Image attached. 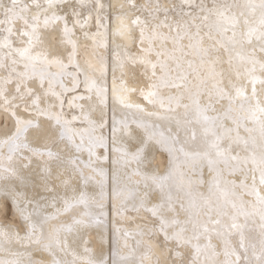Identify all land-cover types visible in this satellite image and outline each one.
I'll use <instances>...</instances> for the list:
<instances>
[{"label": "snow or ice", "instance_id": "1", "mask_svg": "<svg viewBox=\"0 0 264 264\" xmlns=\"http://www.w3.org/2000/svg\"><path fill=\"white\" fill-rule=\"evenodd\" d=\"M186 2L190 3L191 0ZM36 6L40 7L39 4ZM17 7V0H11V8L6 11L13 12ZM199 7V16H193L191 21L177 22L176 35L170 41L171 48L167 46L169 37L156 29H150L148 22H144L140 37L141 43L147 41L148 46L141 48L144 55L139 63L144 66L142 76L145 80L133 76L134 85L124 90L133 93L139 90L144 99L155 103L160 89H174L176 94L169 95V103L175 101L179 107L185 97L191 101V104H184L183 107L194 110L196 122L203 130L204 142L195 152L180 151L186 157L198 161L201 167L206 164L212 179L194 182L184 172L172 168L171 160L167 163L158 162L155 156L149 160L147 149L154 137H144L125 125L123 130L130 144L129 150L120 159L125 165L135 162L138 169L142 164L146 170L155 169L150 175H143L145 191L140 197L139 206L133 207L137 212H150L155 219L151 230L140 233L148 237L146 252L139 259H113L112 264H219L213 258L216 255L212 245L213 234L222 236V229L229 232L235 230L241 235L243 247V229L250 219L255 220L257 216L261 239L256 264H264V0H213L210 6L202 4ZM27 8L25 4L20 13H15V18L24 23L25 27L19 31V35L26 38L21 40L26 46L12 49L8 37L0 42V47L11 49L6 56L12 64L23 67L20 71L0 60V69L8 71L0 83V98L4 100V105L0 107L3 113H8V86L16 80L15 92L24 102L25 111H28L25 97L32 99L37 120L34 124L33 118H22L16 110L11 113L10 119L14 121L11 126L9 117L0 119V146L7 147L9 152L6 157L8 163H0V247L15 243L24 249L13 253L17 259L0 261V264H109L103 248L99 254L80 257L77 251L83 239L80 229L87 227L83 218L73 217L71 223L55 222L56 217L33 219L32 216L24 215L25 209L19 204L18 189L27 180L25 170L32 169L34 164L42 173L45 189L49 185L55 188L57 184L66 190L72 189L73 196L64 200L65 212H70L76 204L86 203L83 192L79 198L75 196L77 188L73 186L72 180L79 176L87 183L90 178L79 167L83 161L78 153L85 149L83 137L76 143L73 137L67 136L66 122L61 123L57 116L55 124H52V117L38 104L41 101L38 93L44 88L48 68L53 65L65 67L62 58L66 49L62 46L68 29H64L63 35L55 27L49 30L50 21L47 18L41 29L39 14L33 16L31 22L23 15ZM132 23H140L139 18ZM167 27L171 32L172 26ZM12 31L8 29L9 34ZM157 41L161 42L159 48L156 47ZM13 53L18 54L19 60L13 58ZM153 53L155 59L152 58ZM74 55L69 54L70 60ZM36 61L45 66L39 72L36 71ZM133 63H137L135 58ZM22 88L26 91H22ZM47 94L44 92L45 96ZM120 102L124 103V99L120 98ZM209 111L216 115L209 116ZM234 112L237 115H233ZM45 115H48V121L38 119ZM229 120L235 128L221 123L224 133H218L217 122ZM116 131L114 126L113 143ZM224 141H227V147ZM96 143L90 138L87 148L89 161L85 167H92ZM99 143L102 144L103 140ZM21 149H27L31 155H19L17 164L13 165L12 161ZM173 151L169 149L170 157ZM249 164L252 165L249 169L253 173L252 185L249 188L242 182L241 186L246 189L244 194L255 196V201H245L244 194L237 192L240 186L235 181L223 180L220 167L224 165L234 173L247 169ZM161 168L166 175H160ZM92 170L97 171L95 168ZM256 172H259V185L256 184ZM135 174L140 173L137 170ZM204 185H207L206 191L201 190ZM122 195V191L116 192L114 189V196ZM9 202L14 210L11 217L8 214ZM229 206L236 210L235 214L229 215L225 211ZM17 216L21 219L17 220ZM240 216L244 217V224L239 223ZM157 221L158 230L155 227ZM157 231L163 234V243L156 244L159 254L152 247L153 236ZM142 243L141 240L137 241L138 246ZM84 252L90 253V249L85 247Z\"/></svg>", "mask_w": 264, "mask_h": 264}, {"label": "bare ground", "instance_id": "2", "mask_svg": "<svg viewBox=\"0 0 264 264\" xmlns=\"http://www.w3.org/2000/svg\"><path fill=\"white\" fill-rule=\"evenodd\" d=\"M17 2L18 7L13 12H7L6 10L11 8V0H0V42L8 37L12 49L26 46L21 43V40L26 38L19 35V31L25 27L23 20L15 18V13H20L25 4L28 8L23 15L31 22L32 17L39 14L41 29L45 18L50 21L49 30L55 27L63 35L64 29H68L62 46L66 49L62 58L65 67L53 65L48 68L44 88L38 93L41 96L38 104L40 109H44L52 117V124H55L57 116L60 117L61 123L66 122L67 136L73 137L76 143H79L83 137L85 149L82 153H78L83 161L79 167L83 168L85 176L90 177L87 183L79 176L72 180L73 186L77 188L75 196L79 198L80 193L83 192L86 203L76 204L70 212H65L64 200L73 196L72 189L66 190L59 184L55 188L49 185L48 189H45L41 180L42 173L34 164L32 169L25 170L27 180L18 189L19 204L25 209L24 215L32 216L33 219L56 217L55 222L67 223H71L73 217L83 218L87 227L80 229L83 239L77 251L81 258L99 254L100 249L103 248L104 257L108 259L109 264H112L113 259L120 261L121 257L139 259L146 252L148 242L147 235L142 236L140 233L151 230L155 218L150 212L135 211L133 206H139L140 197L145 191L143 175H150L155 169L146 170L144 164L138 169L135 162L125 165L120 159L124 152L129 150L130 144L123 130L124 126L127 125L129 129L144 137H154L147 149L149 160L153 156L158 162L167 163L171 160L172 168L184 172L194 182L212 179L206 164L201 167L198 161L186 157L184 152L180 151L184 149L185 152H195L204 142L203 130L196 122L194 110H186L183 107L184 104H191V101L185 97L179 107L175 101L169 103V95L176 94L174 89L171 91L167 88L160 89L155 103H149L144 99L139 90L134 93L124 90L134 85L133 76L138 80H145L142 76L144 66L139 63V59L144 55L141 48H146L148 45L147 41L141 43V28L147 21L150 29H156L163 36L169 37L167 46L171 48L170 41L176 35L177 22L191 21L193 16L200 15L199 5L210 6L213 0H191L190 3L186 0H51V7L49 0H17ZM37 4L40 5L39 8ZM137 18L140 23L133 24L132 21ZM167 25L172 26L171 32ZM9 28L13 30L12 34H9ZM121 32L124 34L121 35ZM160 43L157 41V48ZM184 43L187 44V40ZM9 51L11 49L0 47V60L9 67H16L22 71V65H13L11 59L6 56ZM71 53L75 55L70 60ZM13 58L19 60L18 54L13 53ZM133 58L137 63H133ZM152 58L155 59L154 53ZM35 63L37 72L45 67L39 61ZM7 75V70L0 69V83ZM13 75L15 76V73ZM16 82L13 80L8 86L9 111L3 113V108L0 107V119L9 117L11 126L14 123L10 119L11 113L16 110L22 118H33L35 124L37 120L32 99L25 97L28 107V111H25L24 102L15 92ZM29 86H31L30 82ZM36 87H39L38 80ZM22 91L26 89L22 88ZM44 92L48 94L45 96ZM13 96L16 98L13 99ZM120 98L124 99V103L120 102ZM3 105L4 100L0 98V106ZM238 107L237 105V109ZM48 115L40 116L38 119L48 121ZM208 115L215 116L216 113L209 111ZM233 115L237 113L234 112ZM221 123L235 128L230 120L218 121L216 129L218 133H224V128L220 127ZM114 126L117 129L115 143H113ZM194 132L195 139H193ZM90 138L97 143L93 148L92 167H85L89 161L87 148ZM101 139L102 144L99 143ZM224 144L227 147V141H224ZM169 149H174L171 157ZM0 153H2L0 163L7 164L8 148L0 146ZM19 155L28 156L31 153L27 149H21L13 159V165L17 164ZM220 167L223 170V180L235 181L236 185L240 186L237 188L238 193H246V189L241 186L242 182L251 187L253 175L249 170L252 168L251 164L247 169L237 170L234 173L224 165ZM93 168L97 171L93 172ZM137 170L139 175L135 174ZM160 175H166L163 168L160 169ZM255 175L256 184L259 185V172ZM114 189L116 192L122 191L123 195L114 196ZM201 190L206 191L207 185ZM243 198L245 201H255V196L244 194ZM8 206L12 209L13 215L11 202ZM225 211L229 215L236 212L231 206ZM20 219L17 216V220ZM239 223L244 224L243 216L239 217ZM155 227L158 230V221ZM222 231L224 232L222 236L213 234L212 237V245L216 253L213 258L219 264H249V262L256 264L260 254L261 239L258 216L255 220L250 219L243 229V247L238 232L223 229ZM20 234L24 235V232ZM138 240L143 241L140 246L137 245ZM84 241L88 243L85 244ZM126 241L127 247H125ZM157 242L163 243V234L158 231L153 236L152 247L153 251L159 254L156 248ZM85 247L90 249V253L84 252ZM23 250L15 243L4 245L0 247V261L15 260L18 257L13 253ZM68 258L71 259V256Z\"/></svg>", "mask_w": 264, "mask_h": 264}, {"label": "rangeland", "instance_id": "3", "mask_svg": "<svg viewBox=\"0 0 264 264\" xmlns=\"http://www.w3.org/2000/svg\"><path fill=\"white\" fill-rule=\"evenodd\" d=\"M10 209V210H9ZM12 213V209L11 208H9V206H8V214H10L9 216L11 217V214Z\"/></svg>", "mask_w": 264, "mask_h": 264}]
</instances>
